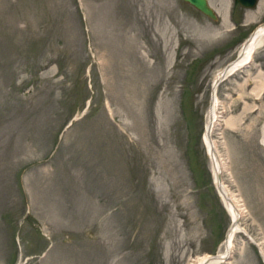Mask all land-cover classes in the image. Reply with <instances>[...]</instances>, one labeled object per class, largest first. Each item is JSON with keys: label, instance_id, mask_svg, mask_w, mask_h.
Returning a JSON list of instances; mask_svg holds the SVG:
<instances>
[{"label": "rangeland", "instance_id": "rangeland-1", "mask_svg": "<svg viewBox=\"0 0 264 264\" xmlns=\"http://www.w3.org/2000/svg\"><path fill=\"white\" fill-rule=\"evenodd\" d=\"M208 2L217 20L183 0H0V264L223 251L203 136L215 76L264 25V0ZM252 59L216 87L212 138L244 208L219 264H264V42Z\"/></svg>", "mask_w": 264, "mask_h": 264}, {"label": "bare ground", "instance_id": "bare-ground-1", "mask_svg": "<svg viewBox=\"0 0 264 264\" xmlns=\"http://www.w3.org/2000/svg\"><path fill=\"white\" fill-rule=\"evenodd\" d=\"M134 20H135V18H134ZM135 31H137V30H135ZM140 35H141V33H140ZM123 36H124V34H123ZM132 38H136V35L134 34V36ZM122 39H124V38H122ZM139 40H141V39H139ZM123 41H125V40H123ZM263 42H264V25L260 26L259 28H257L253 32V34L251 35L250 39H248L239 48L238 54H237V58L234 61H232L230 64H228L225 68L219 70L217 72L216 76H215V79H214L212 105H211L210 111L208 113V121H207V124H206L205 133H204V136H203V142H204V145H205L206 153H207V155L209 157L210 170H211V173L213 175L214 183L216 185L215 187L217 189V192H218V195L220 197V200H221V202L223 204L222 206L225 207L227 213L229 214L232 224L230 226V231L228 232L227 239L225 240V242L223 244V251H221V252L219 251V253H217L216 256L206 255V256L200 257L196 261H194V264H219L220 262H223V261L227 260L230 257L231 253H232V246H233L234 236H235V234L238 231H240V226H239L238 222H239V219L243 215L244 208L238 202L239 200H237L234 197V195L230 192V190L227 189L228 187H226V185L222 181V174H223L224 169L226 168V163H225V161L222 160L223 156L221 157L220 153L218 152L219 150L217 149V144H216L214 138H212L213 129L217 125V120H218V114H217V109H216L217 108L216 107L217 106V102H218V99L216 97V87L227 76L233 74L235 71L239 70L241 67H243L246 64H248L251 61V59H252V55H253L254 51L258 47H260L263 44ZM138 45L140 46V44H138ZM144 55H146V54H144ZM126 57H127V55H126ZM133 58H134V56H133ZM122 61H123V59H122ZM143 61H145V60H143ZM117 63H118V61H117ZM117 63H115V64L118 65L119 63L118 64ZM143 64H145V63H142V65ZM142 68H143V66H142ZM255 90H257V89H255ZM258 92H260V91L258 90ZM258 92H256V93H258ZM234 120L229 119V121H234ZM218 121H220V120H218ZM263 142H264V139H263Z\"/></svg>", "mask_w": 264, "mask_h": 264}, {"label": "water", "instance_id": "water-1", "mask_svg": "<svg viewBox=\"0 0 264 264\" xmlns=\"http://www.w3.org/2000/svg\"><path fill=\"white\" fill-rule=\"evenodd\" d=\"M183 1L186 2V3H188V4H190L196 10H198L202 14L206 15L210 19L217 20L216 12L210 6L208 0H183ZM258 1L259 0H237L238 4L241 7L246 8V9H252V8H254L257 5ZM262 24H264V23H262ZM250 35L244 40V42H246L249 39ZM231 224H232V222L230 223V225ZM229 228H230V226L228 227V229L226 231L225 239L227 237Z\"/></svg>", "mask_w": 264, "mask_h": 264}]
</instances>
